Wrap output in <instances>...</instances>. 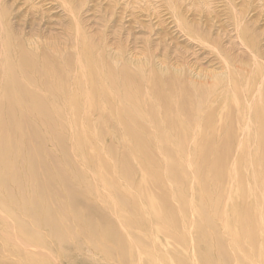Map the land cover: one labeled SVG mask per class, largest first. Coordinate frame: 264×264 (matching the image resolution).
I'll return each instance as SVG.
<instances>
[{"label":"rangeland","instance_id":"374dc122","mask_svg":"<svg viewBox=\"0 0 264 264\" xmlns=\"http://www.w3.org/2000/svg\"><path fill=\"white\" fill-rule=\"evenodd\" d=\"M258 72L264 0H0V264H264Z\"/></svg>","mask_w":264,"mask_h":264},{"label":"bare ground","instance_id":"6f19581e","mask_svg":"<svg viewBox=\"0 0 264 264\" xmlns=\"http://www.w3.org/2000/svg\"><path fill=\"white\" fill-rule=\"evenodd\" d=\"M173 7V6H172ZM68 10V9H67ZM176 15V14H175ZM239 19V18H238ZM2 21H3V18H2ZM245 22V21H244ZM235 25V24H234ZM3 27V24L1 26V28ZM34 42H30V41H23V40H20V39H16V47H17V58H18V62L20 64V66L22 68H24V66H36L37 64L35 63V61L32 59V55H31V49L32 48H36L37 50L39 49L38 46H35L33 44ZM4 48L7 49L8 51H10V42L8 40H5L4 38V42L2 43ZM198 44V43H197ZM249 54V53H248ZM2 64V63H1ZM41 64L43 66H45L46 68H48V64H46V61L42 60ZM49 69V68H48ZM123 69H125L123 67ZM5 73V72H4ZM227 77V75H226ZM4 78V77H3ZM258 78L259 80H257V85L255 86V84H252V80L251 82L246 85V94L248 95V97H250V95L252 96V91H256L258 88H261L262 89V97H264V78H261V75H259V72H258ZM249 79V78H248ZM247 79V81H248ZM182 80V79H181ZM229 80V79H228ZM261 80V81H260ZM240 81V80H239ZM260 81V82H259ZM182 83H187L188 86H192V88L189 90L188 87L183 88L184 90L182 91L184 95H188L191 100L193 101V103L195 102L196 103V106H198V110L201 109L202 107V103L204 100H206L207 97H209V94H208V90L204 87V86H200V88H196V87H199L198 85L196 84H192L190 81L184 79L181 81ZM259 82V83H258ZM47 86V85H46ZM227 86V85H226ZM233 86V85H232ZM231 87V86H230ZM236 87H238L237 85V82L235 80V83H234V88L237 89ZM46 88V87H45ZM196 88V89H195ZM226 88V87H225ZM224 88V89H225ZM229 87L227 86L226 89H228ZM39 90V89H38ZM30 93V92H29ZM215 94V93H214ZM213 94V95H214ZM33 95V94H32ZM53 97V95H50ZM242 96H244L242 94ZM238 97V95H237ZM245 97V96H244ZM54 98V97H53ZM246 98V99H247ZM245 99V100H246ZM241 100V99H239ZM244 100V101H245ZM239 104H243L242 102H239ZM199 106H200V109H199ZM197 109V108H196ZM194 110L192 111V114H193ZM264 112V110H263ZM210 114L209 110L207 113H204L203 112H200L198 115L196 116H192V119L193 121L197 120V117L198 118H202L201 121L205 120L206 117H208V115ZM196 117V118H195ZM195 118V119H194ZM257 121L255 122V125L253 126V133L255 134V138L252 142V145L254 147V152H255V158H254V163L257 165L259 164L258 162L260 161V158L262 157L264 159V118H256ZM264 161V160H263Z\"/></svg>","mask_w":264,"mask_h":264}]
</instances>
